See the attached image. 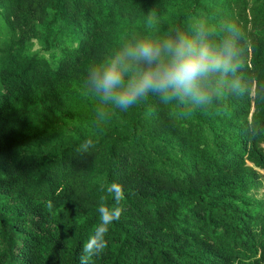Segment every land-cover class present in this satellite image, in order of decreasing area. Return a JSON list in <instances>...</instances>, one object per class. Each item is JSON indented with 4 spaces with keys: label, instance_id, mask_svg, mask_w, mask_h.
Wrapping results in <instances>:
<instances>
[{
    "label": "trees",
    "instance_id": "16d2710c",
    "mask_svg": "<svg viewBox=\"0 0 264 264\" xmlns=\"http://www.w3.org/2000/svg\"><path fill=\"white\" fill-rule=\"evenodd\" d=\"M149 14L235 24L245 66L207 110L150 96L98 121L88 69ZM262 171L264 0H0V264H80L113 182L90 264H264Z\"/></svg>",
    "mask_w": 264,
    "mask_h": 264
},
{
    "label": "clouds",
    "instance_id": "9594fccd",
    "mask_svg": "<svg viewBox=\"0 0 264 264\" xmlns=\"http://www.w3.org/2000/svg\"><path fill=\"white\" fill-rule=\"evenodd\" d=\"M241 39L242 33L233 23L196 18L162 30L160 22L149 14L142 28L121 35L115 46L88 69L85 87L98 98V121L115 109L126 112L150 96L189 113L207 110L221 82L245 66ZM232 89L244 91L235 82ZM94 147L93 139L87 138L77 150L86 153ZM101 191L107 196L101 197L97 209L100 224L84 243L80 264H90L93 256L105 251L109 228L123 211V191L118 183L101 186ZM109 197L112 205L105 203Z\"/></svg>",
    "mask_w": 264,
    "mask_h": 264
},
{
    "label": "rangeland",
    "instance_id": "374dc122",
    "mask_svg": "<svg viewBox=\"0 0 264 264\" xmlns=\"http://www.w3.org/2000/svg\"><path fill=\"white\" fill-rule=\"evenodd\" d=\"M262 178H263V187L261 189V192L259 193L260 195H263L264 194V171H262Z\"/></svg>",
    "mask_w": 264,
    "mask_h": 264
}]
</instances>
